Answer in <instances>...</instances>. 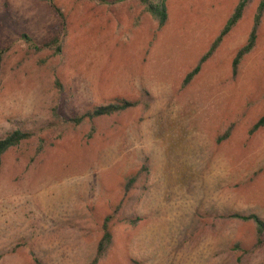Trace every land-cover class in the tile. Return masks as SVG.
<instances>
[{"label":"rangeland","instance_id":"obj_1","mask_svg":"<svg viewBox=\"0 0 264 264\" xmlns=\"http://www.w3.org/2000/svg\"><path fill=\"white\" fill-rule=\"evenodd\" d=\"M239 2L167 0L160 29L142 0H0V139L33 135L4 156L0 264H92L120 205L99 264H264L233 218L264 221V17L233 72L262 0L185 84ZM116 100L138 106L64 121Z\"/></svg>","mask_w":264,"mask_h":264},{"label":"trees","instance_id":"obj_2","mask_svg":"<svg viewBox=\"0 0 264 264\" xmlns=\"http://www.w3.org/2000/svg\"><path fill=\"white\" fill-rule=\"evenodd\" d=\"M253 1L254 0H240L237 8L235 9L233 15L227 22L224 30L222 31L220 36L216 39L209 52L201 59L197 68L191 74H189V76L185 81V84H188L195 76H197L201 72L202 67L206 63V61H208L214 55V53L219 48L223 40L234 30V28L238 25V23L242 21L247 8ZM142 2L145 6L146 13H148L152 17V19L158 24L159 28L163 29L164 27H166L169 22L167 0H142ZM263 17H264V0H262V2L258 7L257 14L254 20V27L250 34L248 43L245 47H243L239 51L238 55L234 60L233 72L235 76L238 73L242 61L248 55H250L257 46L258 31L262 23ZM61 18L64 24V19L62 15ZM23 39H25L26 43L29 44L32 48H34L35 52L37 53L44 51L46 49H52L56 54H60L62 51L59 37L54 39L52 42L41 46H35L26 35L23 36ZM3 60H4V51H0V86L2 83ZM137 106H138L137 102H131L127 100H116L112 104L98 106L93 109L86 110L81 114L79 113L73 117H68L64 121L68 124H74L76 126H80L87 121L91 122L103 117L117 115L125 111H128L130 109H133ZM262 128H264V117L255 125V127L253 128V132H257ZM228 136L229 133L226 134L225 138H227ZM32 137L33 135L30 133L17 130L7 134L5 138L0 139V175L3 169L4 156L10 150L19 147L21 144H23L26 141H29ZM140 176L141 173H137L135 175L130 176L127 179V182L125 184L126 195H128L130 191L137 185ZM120 209H121V205L118 207V210L115 212V216L119 214ZM115 216H108L105 219V223L103 227L104 235L98 245L97 253L92 264H99L104 258H106L109 251L112 249L114 238L111 232V223L115 219ZM233 218L240 219L245 222H253L256 225V229H257V244L263 243L264 221L259 216L234 215ZM37 264L40 263L37 262Z\"/></svg>","mask_w":264,"mask_h":264}]
</instances>
